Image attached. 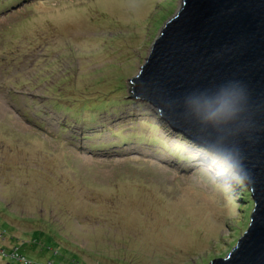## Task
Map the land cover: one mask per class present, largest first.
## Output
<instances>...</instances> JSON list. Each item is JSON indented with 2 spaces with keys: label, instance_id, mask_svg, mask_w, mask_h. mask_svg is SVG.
<instances>
[{
  "label": "rangeland",
  "instance_id": "obj_1",
  "mask_svg": "<svg viewBox=\"0 0 264 264\" xmlns=\"http://www.w3.org/2000/svg\"><path fill=\"white\" fill-rule=\"evenodd\" d=\"M182 6L0 0V264H211L236 248L252 197L131 98Z\"/></svg>",
  "mask_w": 264,
  "mask_h": 264
},
{
  "label": "water",
  "instance_id": "obj_2",
  "mask_svg": "<svg viewBox=\"0 0 264 264\" xmlns=\"http://www.w3.org/2000/svg\"><path fill=\"white\" fill-rule=\"evenodd\" d=\"M182 5L130 80L131 98L152 106L170 130L208 152L217 143L238 149L254 210L236 248L211 264H264V0ZM229 80L247 87L244 112L223 128L200 125L187 112L185 98Z\"/></svg>",
  "mask_w": 264,
  "mask_h": 264
},
{
  "label": "clouds",
  "instance_id": "obj_3",
  "mask_svg": "<svg viewBox=\"0 0 264 264\" xmlns=\"http://www.w3.org/2000/svg\"><path fill=\"white\" fill-rule=\"evenodd\" d=\"M248 102L247 87L237 80L225 81L211 90L195 92L184 101L187 112L196 122L217 129L238 120ZM208 154L211 162L221 169V175L229 176L238 185L249 182V173L237 148L217 143Z\"/></svg>",
  "mask_w": 264,
  "mask_h": 264
},
{
  "label": "trees",
  "instance_id": "obj_4",
  "mask_svg": "<svg viewBox=\"0 0 264 264\" xmlns=\"http://www.w3.org/2000/svg\"><path fill=\"white\" fill-rule=\"evenodd\" d=\"M0 12H2V11H0ZM67 46H69V44L67 45ZM72 45H70L69 47H71ZM141 108H143L144 106L143 105H141L140 106ZM97 112V111H96ZM158 118V117H157ZM159 118H160V116H159ZM165 124V123H164ZM155 127V126H154ZM159 127V126H158ZM74 137V136H73ZM180 137L183 139V137L180 135ZM122 140H124V142H127L126 141V139H122ZM183 141H185V139H183ZM191 144L193 145V146H197V148H199L200 149V147L201 146H199V145H194L192 142H191ZM202 148V147H201ZM204 152H205V150H203ZM195 159V158H194ZM222 177V176H221ZM219 178V177H218ZM238 186L239 187V192H241V193H239V199H240V201H246V202H248V198H246V197H249V196H251L250 195V193H249V190L247 189V187L243 184V185H238V184H236L235 183V186ZM241 188V189H240ZM16 256L19 258V259H21L22 261L24 260L25 262H26V260H25V258L24 257H22L20 254H19V252H18V250H17V252H16ZM17 258V259H18ZM48 264H52L51 262H49Z\"/></svg>",
  "mask_w": 264,
  "mask_h": 264
},
{
  "label": "bare ground",
  "instance_id": "obj_5",
  "mask_svg": "<svg viewBox=\"0 0 264 264\" xmlns=\"http://www.w3.org/2000/svg\"><path fill=\"white\" fill-rule=\"evenodd\" d=\"M160 116V115H159ZM206 151V150H205Z\"/></svg>",
  "mask_w": 264,
  "mask_h": 264
}]
</instances>
